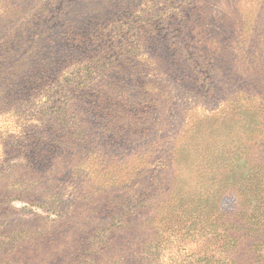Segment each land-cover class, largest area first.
<instances>
[{"label":"rangeland","instance_id":"1","mask_svg":"<svg viewBox=\"0 0 264 264\" xmlns=\"http://www.w3.org/2000/svg\"><path fill=\"white\" fill-rule=\"evenodd\" d=\"M6 136L0 264H264V0H0Z\"/></svg>","mask_w":264,"mask_h":264},{"label":"trees","instance_id":"2","mask_svg":"<svg viewBox=\"0 0 264 264\" xmlns=\"http://www.w3.org/2000/svg\"><path fill=\"white\" fill-rule=\"evenodd\" d=\"M33 43V42H32ZM40 44L39 43H33L29 48H28V54H29V59H33L34 57L38 56L39 54V50L42 52V47H38ZM38 48H40L39 50H37ZM41 68L40 72H44V68H50L53 67V63L49 62L47 60H43L41 64H39V66ZM38 71V70H35ZM41 87V86H40ZM37 88V89H40ZM15 140L12 139L11 136H6L5 139H1L0 140V147L2 149L3 152H0V165L1 164H6L4 167L3 165L0 167V171H7L9 169V167H11L12 164H14L12 156H10L9 159V150L12 148H17L16 145H11V143H14ZM5 160V161H4ZM17 166V165H15ZM0 177L4 178L5 176L2 175V172H0ZM18 181V180H17ZM17 181L15 182V184H17ZM24 184H21V186H23ZM15 188V187H14ZM12 188V190L14 189ZM22 187H20V191H17V189H14V194L21 192ZM12 194V193H11ZM5 194H1L0 196V248H2V246L7 243L8 241L18 238L21 234L26 233V232H37L39 230L42 229L43 225L41 223H39L37 225V221H35L32 224H23L22 223H14V221H11V219H9V212L8 209H5V205L7 204L5 201ZM46 208H50L52 210L51 214L57 215L59 216V212L56 211L58 210V207L55 208L50 207L49 205L45 206ZM259 209H264V201L260 204ZM62 208V207H59ZM261 217L262 219H264V211H262ZM11 224H15V225H10ZM263 223V222H262ZM262 230L264 231V224L261 226ZM264 240V239H263ZM262 245H264V243L262 242ZM260 261L264 262V255L259 257ZM250 261V259H248L247 261L244 262L248 263Z\"/></svg>","mask_w":264,"mask_h":264}]
</instances>
